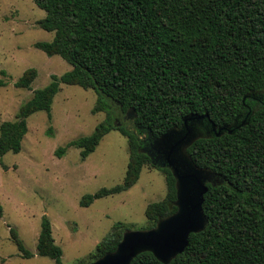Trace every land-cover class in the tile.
<instances>
[{
  "label": "trees",
  "instance_id": "obj_1",
  "mask_svg": "<svg viewBox=\"0 0 264 264\" xmlns=\"http://www.w3.org/2000/svg\"><path fill=\"white\" fill-rule=\"evenodd\" d=\"M33 1L46 12L40 27L55 32L51 41L36 47L61 56L72 69L53 74L46 86L35 89L14 120L0 116V157L22 150L30 115L44 110L52 116L61 84L93 89L92 111H104L106 117L91 134L59 147L56 154L75 146L86 159L112 129L123 131L130 150L124 182L84 195L81 205L130 188L149 164L165 173L167 183L166 196L146 208L152 228L177 210L176 179L170 168L141 150L181 126L187 115L209 114L221 126L245 118L251 109L249 123L235 133L199 138L189 147L197 165L213 170L218 182L208 184L205 194L206 229L192 233L184 252L169 264H264V0ZM37 76V68H28L15 84L30 88ZM248 93L256 98L244 101ZM9 228L21 255L32 257L17 228ZM126 229L123 222L114 224L88 262L77 264L114 251ZM37 254L62 264L63 249L47 216ZM132 264L165 263L147 251Z\"/></svg>",
  "mask_w": 264,
  "mask_h": 264
},
{
  "label": "rangeland",
  "instance_id": "obj_2",
  "mask_svg": "<svg viewBox=\"0 0 264 264\" xmlns=\"http://www.w3.org/2000/svg\"><path fill=\"white\" fill-rule=\"evenodd\" d=\"M45 10L33 0H0V116L14 120L20 106L33 91L46 86L52 75H63L72 65L59 55L49 56L36 47L51 41L55 32L44 30L38 21ZM38 76L30 88L16 86L28 68ZM5 71V72H4ZM2 82V83H1ZM93 89L61 84L51 114L44 110L28 117V132L20 152L0 157V264H57L37 254L42 220L47 216L56 242L62 247V264L88 262L89 255L117 222L127 229H149L146 208L167 193L163 171L145 165L139 180L119 193L97 198L82 206L84 195L123 183L130 156L129 141L120 129H112L86 159L81 149L68 147L72 140L91 134L106 117L94 113ZM9 225L17 228L32 257L21 255L11 239Z\"/></svg>",
  "mask_w": 264,
  "mask_h": 264
},
{
  "label": "water",
  "instance_id": "obj_3",
  "mask_svg": "<svg viewBox=\"0 0 264 264\" xmlns=\"http://www.w3.org/2000/svg\"><path fill=\"white\" fill-rule=\"evenodd\" d=\"M256 98L248 93L244 96ZM132 110L128 111V116ZM252 111L240 122L218 126L211 121L209 114H190L184 117L181 126H174L163 135L155 138L149 149L141 151L152 159L162 162L163 167L171 169L176 179L177 210L168 216L160 217L157 224L145 230L126 229L122 240L114 251L107 252L89 264H132L133 259L143 252H152L158 260L169 264L183 253L189 244L192 233L204 231L208 217L203 204L208 184L216 185L218 178L213 170L200 167L188 149L196 140L203 137L233 134L249 123ZM209 119L211 127L202 130L204 122Z\"/></svg>",
  "mask_w": 264,
  "mask_h": 264
},
{
  "label": "flooded vegetation",
  "instance_id": "obj_4",
  "mask_svg": "<svg viewBox=\"0 0 264 264\" xmlns=\"http://www.w3.org/2000/svg\"><path fill=\"white\" fill-rule=\"evenodd\" d=\"M257 102H258V103H259V102L262 103L261 99H258ZM261 103H260V104H261ZM250 110H251V109H250ZM250 110H249V112H250ZM251 111H252V110H251ZM127 117H130V116H128V114H127ZM117 119H118V118H117ZM238 119H239V118H238ZM243 119H244V118H242V119L240 118L239 120L241 121V120H243ZM127 120H128V119H127ZM127 120L125 119V121H127ZM125 121L118 122V124H119V125H122L123 123H125ZM144 148H146V147H144ZM149 148H150V147H149ZM149 148H146V149H149ZM154 159H156V158H154Z\"/></svg>",
  "mask_w": 264,
  "mask_h": 264
}]
</instances>
